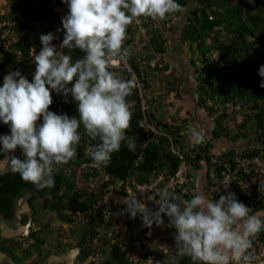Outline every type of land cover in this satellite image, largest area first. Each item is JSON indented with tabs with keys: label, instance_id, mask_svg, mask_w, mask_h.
Instances as JSON below:
<instances>
[{
	"label": "trees",
	"instance_id": "trees-1",
	"mask_svg": "<svg viewBox=\"0 0 264 264\" xmlns=\"http://www.w3.org/2000/svg\"><path fill=\"white\" fill-rule=\"evenodd\" d=\"M8 1L9 9L0 13V82L8 71L14 69H20L22 74L31 80L35 70L32 53L33 49L38 52L41 47L40 34L56 32L58 27H62L61 18L68 8L62 0ZM178 2L182 5L179 11L166 15L162 20L158 19L168 23L173 20V15L180 16L183 23L182 41L186 44L184 53L195 80L191 97L214 116L212 138L207 139L202 134L204 143L187 146L190 132L187 135L183 133L185 122L175 115H170L171 119H168V114L159 113L156 99L150 94V85L153 82L149 78L150 71L143 67L139 56L133 50L134 19L128 26L125 46L129 47L128 61L135 70L136 77L127 67H111V70L122 78H135L136 81L135 87L127 97L132 119L129 129L126 130L128 136L135 138L136 150L130 151L126 143H122L120 150L112 154L106 165H98L89 155V146L97 141L91 140L81 127L82 138L77 145L76 157L66 164L53 167L54 186L40 188L31 182L23 181L18 174L8 173L0 176V214L11 223L17 217V200L26 193L31 194V204L36 212L34 220H31L34 223L42 217L44 209L55 212L57 218L63 221L77 223L71 229L72 236L67 243L71 248L80 249L74 264H83L90 253L100 255L99 264H147L148 251H133L134 247L130 242L134 238L133 235H140L141 232L132 222L127 224L129 233L126 235L125 230L117 227L125 208L123 199L131 197L133 192V195H143L142 200L146 204L145 197L150 196L152 189L148 185L143 189V186L148 182L152 183L155 176L162 171L165 177L175 175L182 160L197 168H200L204 161L211 182L212 171L218 180L224 179L226 174L236 175L233 178V184L236 186L227 190L235 192L238 199L249 206L251 214L264 218V182L262 179L251 180L254 176L264 175V87L260 86L262 78L258 74L259 66L264 64V0H254V3L249 0ZM59 6L64 9H59ZM153 20L154 18L149 17L147 23L153 24ZM42 25L46 26L45 31L41 29L42 32L40 30V33H36ZM170 26H174V23L171 22ZM149 33L151 45L158 53L164 54L168 36L164 35L160 26H155ZM62 39L63 32L59 33V38L56 39L58 50H61L59 45ZM62 51L70 50L65 48ZM71 51L74 59L83 55L79 49ZM171 67L172 71L177 72L184 68V65L179 67L166 61L162 70L168 71ZM175 77L177 78L176 73L173 74V79L167 80L168 88L177 90L182 95L181 84H190L191 79L186 77L178 81ZM136 78L144 79L142 87L138 85ZM52 95L53 103L49 106L51 110L66 112L69 116L78 115L71 97L69 102L65 103L61 95L55 92ZM142 95L148 104L147 109L143 108ZM234 109L236 113L240 112L241 118L232 113ZM194 118L199 123L204 121V118ZM142 120L146 121L145 125L141 124ZM7 128L8 125L0 123L2 131L8 130ZM220 137H226L234 144L220 153H212L214 139ZM174 145L180 152L175 151ZM18 156L22 157L21 150ZM79 172L87 179L98 178L100 185L108 191L107 198L105 199L103 192L92 189L90 184L84 189H78L75 176ZM245 180H248L249 184L243 189V185L237 183H243ZM224 191V187L219 189V193L212 196L213 199H217ZM186 195L188 199L192 197L191 193ZM40 197L44 202L38 201ZM118 198L121 200H117ZM153 207L149 209L153 210ZM74 214H81V220L74 217ZM30 219V215H24L21 221L25 223ZM113 225L114 234L109 236L106 229ZM164 225L165 223L161 227ZM153 226L159 236L163 231L159 226ZM63 233H60L59 243L56 244L61 251L66 249V245L62 243L66 237ZM51 234L50 221H47L34 227L30 237L4 238L0 249L12 256L14 261L23 262L35 255L41 258L43 244L50 240ZM115 237L118 241L113 242L111 239ZM260 238L264 239V230L253 239L254 252ZM27 241L30 245L24 247ZM174 243L172 234L168 232L158 239L154 252L161 251L159 248L163 245L174 247ZM172 251L174 252V249ZM137 254L139 256L135 257ZM165 258L166 253L158 254L153 260L163 261ZM90 264H94V261ZM178 264H190V260L185 257L180 259Z\"/></svg>",
	"mask_w": 264,
	"mask_h": 264
},
{
	"label": "clouds",
	"instance_id": "clouds-1",
	"mask_svg": "<svg viewBox=\"0 0 264 264\" xmlns=\"http://www.w3.org/2000/svg\"><path fill=\"white\" fill-rule=\"evenodd\" d=\"M249 2L254 3V0ZM62 3L68 8L61 18L62 27H58L56 32L41 33V47L38 52L33 49L35 70L31 80L20 69H14L8 71L0 82V123L8 125L10 129L7 133H0V176L18 174L23 181L40 188L55 185L54 165L66 164L76 157L77 145L82 138L81 127L91 140L97 141L89 146V155L98 165H106L112 154L120 150L122 143H126L130 151L136 150L135 138L126 132L132 119L127 97L136 81L135 78L125 79L114 74L110 66L115 61L127 64L130 55L129 47L125 46L127 29L135 18L147 16L145 24H150L147 23L149 17L154 18L153 21L158 18L162 20L182 8L178 0H62ZM137 22L134 20V24L137 25ZM171 22L173 20L168 24ZM151 26L152 29L156 25ZM181 31L180 41L185 47ZM61 32L63 39L59 45L61 50H58L53 41L59 38ZM149 32L144 31L148 46L144 58L137 55L143 67L150 71V80L154 81L156 71L167 72L162 70L164 64L166 61L171 64L174 59L169 58L168 53L170 38L166 44L167 50L161 54L151 45ZM65 48L70 51L63 52ZM75 49H79L83 55L74 59L71 50ZM151 50L159 54L155 63V53ZM178 51L175 52V58L178 57ZM181 53L185 56L184 50ZM172 69L168 71L172 72ZM131 73L136 77L135 70ZM258 74L262 78L260 86L264 87V64L259 66ZM136 79L142 87L144 79ZM53 92L61 95L65 103L71 97L78 115L69 116L66 112L51 110L49 106L53 103ZM143 97L142 105L147 109L148 104ZM191 103V106H200L192 98ZM145 122L142 120L141 124L145 125ZM204 129L207 131L210 127L204 126ZM189 132L188 137L195 143L204 140L196 128L190 129L187 134ZM184 134L187 135L186 132ZM188 137L187 146L195 144L190 143ZM17 147L22 157L15 154ZM173 147L180 152L177 146ZM198 169L182 160L175 175L165 177L162 171L152 183L143 186V189H146V185L152 189L150 196L145 197L146 204L142 200L144 196L141 198L137 194L133 195V192L131 197H125V208L121 210L122 219L117 227L127 233L132 222L141 232L130 242L133 251H148L147 264H178L185 257L189 258L190 264H254L256 252L264 244V239L257 241L256 252L253 251V239L264 230V218L251 214L249 206L240 201L235 192L228 191L227 185H224L225 191L217 199H213L212 194L209 199L200 193L196 178ZM180 175L184 181H179ZM212 179V182L217 179L216 174ZM209 181L211 183L210 178ZM97 190L107 198L108 191L103 185ZM213 191L219 189L214 188ZM186 193H191L192 197L188 199ZM154 200L158 207L149 209L154 206ZM80 215L74 214V217L81 220ZM153 224L159 226L163 234L158 236L155 229L149 230ZM113 228L114 225L106 229L109 236L114 234ZM152 231L156 237H152ZM168 232L174 238V247L167 244L159 248L161 251L154 252L156 246L152 245L153 240ZM111 240L118 241V238ZM73 249L78 252L77 256L72 255L75 259L72 264L80 252L78 247ZM164 253L166 258L163 261L153 260L158 254ZM94 255H98L100 262L98 253H90L83 264L92 261L99 264L95 259L87 261Z\"/></svg>",
	"mask_w": 264,
	"mask_h": 264
},
{
	"label": "rangeland",
	"instance_id": "rangeland-1",
	"mask_svg": "<svg viewBox=\"0 0 264 264\" xmlns=\"http://www.w3.org/2000/svg\"><path fill=\"white\" fill-rule=\"evenodd\" d=\"M8 2H9L8 0H0V13L7 12V10L9 9ZM58 8L64 9L61 6H59ZM175 18L176 16L173 17L174 27L170 26L168 23L157 21L158 19L153 21V25L160 26L161 29L163 30V33L170 38V41L168 43V47H169L168 53L170 54L169 58L172 57L171 59H174L173 62H171V65H178L179 67H181V65H184V68H181V69L179 68L180 70H178L177 72L175 70H173L172 72H170L171 71L170 70V71L162 72V73L160 71H156L157 73H155L153 76L154 81L152 82L153 84L151 87L150 94H153L152 96L156 99L155 103L158 104L159 111H162L165 114H168L167 116L168 119H171L170 115L172 116L175 115L179 120L182 119V121L185 122V124L183 125L184 133L186 132L187 134V132L190 131V129L196 128L198 131L201 132V134H204V136L207 137V139H209V138H212V134H211L212 128L211 127H213L212 119L214 118V116L209 114L207 110L201 106H198V107L191 106L192 105L191 103V98H192L191 91L192 90L191 89L195 85L194 84L195 80L192 77L193 75L191 74V67L188 64L189 61L187 60L186 56L181 55L182 54L181 50H184V46L182 45L180 41V31H181V27L183 23H181L180 16H178V18L174 21ZM146 19H147V16H141L139 18H135V20L138 21L137 22L138 26L136 27L137 38L135 39V44L133 48H134V51L143 58L147 51L146 49L147 39L144 34V31L149 32L152 27L151 24H145ZM134 25H136V23ZM0 29H2V23H0ZM41 29L45 31L46 26L45 25L40 26L39 30H37L36 33L37 32L40 33ZM53 43L58 45V42H56V40H54ZM177 51L179 52L181 58L179 57V54H178V57L175 58V52ZM152 52L155 53V57L153 58V63H155L159 59V54L154 51ZM174 73H176L177 78L175 77V79H177L178 81L186 77H189L191 79L190 84L188 83L181 84L180 92H182V95H180L177 90H170L168 88L167 80L173 79ZM231 110L232 108H230V111ZM235 111L236 109H234L232 113L236 114L237 117L241 118L240 112L236 113ZM195 116L199 118H204L203 119L204 121L201 123H199L198 121H195L194 120ZM229 125L232 126V124H229ZM204 126L210 127V129L206 131V129H204ZM7 129L8 130L6 131H2L0 129V133L9 132L10 131L9 127ZM188 140L190 143H195L192 138L188 137ZM214 140H215V145L211 150L212 153H220L223 149H226L229 145L234 144V142H232L231 140H227L226 137H220ZM204 142L205 140L202 141V143ZM19 151L20 149L19 147H17V149L15 150V154L17 156L19 154ZM261 164L263 165L262 162ZM263 169H264V165H263ZM212 172H213L212 175H215L214 171ZM181 175L178 177V179L179 181H184L185 179ZM235 176L236 175L226 174L224 179L222 180L216 179L215 180L216 183L215 181L210 183L209 177L207 175V167H206L205 162L203 161L202 166L200 167V169H198L197 177H196L197 182H198V190L200 193L204 194L207 198L211 199V197H209L210 194H212V196H216L219 193V191H213L214 188L221 189L224 187V185H227L228 189L235 187L236 185L234 186L233 184L234 182L233 178H235ZM263 177L264 175L263 176L257 175L251 178V180L255 181L256 179H259V180L262 179L264 182ZM75 179H76L78 189H84L86 185L88 184H90L92 189H95V190H97L98 187L101 186L98 178L93 177L91 179H87L85 176H83L82 172H79L75 176ZM173 184L178 185L176 182H173ZM237 184L241 186L243 185L242 187L243 189H245L247 184H249V181L245 180V182L243 183L239 182ZM186 190L187 189H183V191H186ZM29 194L30 193H26L25 195H23L17 200V204H16L17 217L15 219L16 228L17 227L22 228L24 224L20 220V215H22L24 211L30 213L29 206L26 200V198H28L31 195ZM141 197H143V195ZM38 201L44 202L43 198L41 197L38 199ZM55 215H56L55 212H50L49 210L44 209L42 217H40L39 220H37L34 225V227H38L42 225L44 222L50 221V229H51L52 234L50 235V240L47 243L43 244L42 257L39 258L37 255H35V256H32L31 258H28L29 259L28 261L16 262V263L11 261V264H72L73 263V261L75 260L73 256L74 255L77 256L78 250H74V249L71 250L72 249L71 246H68L67 243L69 242V239L72 236L71 229H73L77 225V223L73 222V223L68 224L64 221H60V219L57 218V215L56 216ZM2 225L8 226L7 223H3ZM9 227L13 230L12 226L9 225ZM63 232H66L65 234L67 235V238H64V241H62V243L66 245V249L64 251H61L59 248H57L56 244L59 243L58 237L60 233H63ZM5 233L7 234V236L13 234V233L8 234L6 231L4 232V234ZM21 233L22 232H20L18 235H21ZM154 233H155L154 231L151 232L152 237H156ZM133 236L135 237V235ZM158 239L160 238H156L155 240H153L154 244L152 243V245L156 246ZM71 251H74L72 252L73 256L71 255L72 254ZM137 256L139 255L137 254L135 257ZM1 258H2L1 260H3L4 256H1Z\"/></svg>",
	"mask_w": 264,
	"mask_h": 264
},
{
	"label": "flooded vegetation",
	"instance_id": "flooded-vegetation-1",
	"mask_svg": "<svg viewBox=\"0 0 264 264\" xmlns=\"http://www.w3.org/2000/svg\"><path fill=\"white\" fill-rule=\"evenodd\" d=\"M30 198H31V195L28 198H26L28 206H29L30 213L24 211L22 213V215H20V220L22 219V217L24 215H30L32 219H30L29 222H25L23 224L22 228L21 227L20 228H18V227L16 228L15 221L13 223H11V221H9L8 218H6L3 214H0V224H1L0 225V244H2V242L4 241V238L9 239V238L18 237V236L20 238L30 237V234H31V232H32V230L34 228V225H35L34 221H31V220H34L33 216L36 213V212H34V207L31 204V199ZM37 217H39V215ZM3 223H7L8 226H3L2 225ZM26 224H28V225H26ZM9 225L12 226L13 230L9 227ZM5 231L8 234H11V233H13V234L7 236L6 233L4 234ZM20 232H22L21 235H18ZM30 241H33V240L30 239ZM28 244L30 245L29 241H27V243L24 245V247H27ZM71 255H73V253ZM1 256H4L3 260H1L2 259ZM11 261H13L14 263L19 262V261H16V260L14 261L12 256L8 255L7 252H5L2 249H0V264H11Z\"/></svg>",
	"mask_w": 264,
	"mask_h": 264
},
{
	"label": "built area",
	"instance_id": "built-area-1",
	"mask_svg": "<svg viewBox=\"0 0 264 264\" xmlns=\"http://www.w3.org/2000/svg\"><path fill=\"white\" fill-rule=\"evenodd\" d=\"M110 67H117V68L127 67L128 71L130 72L133 71V68L131 67V64L129 63V61H127V64H123L119 61H115L111 64ZM153 204H154L153 210H155L158 207V205L155 203V200L153 201ZM154 228L155 226H152L151 228H149V230H153ZM94 259L96 263L99 262L98 255H94L93 257L91 256L87 261L94 260ZM254 264H264V244L258 247V252H256V260Z\"/></svg>",
	"mask_w": 264,
	"mask_h": 264
}]
</instances>
